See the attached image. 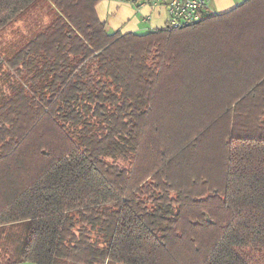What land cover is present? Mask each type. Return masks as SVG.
<instances>
[{
  "label": "trees",
  "instance_id": "1",
  "mask_svg": "<svg viewBox=\"0 0 264 264\" xmlns=\"http://www.w3.org/2000/svg\"><path fill=\"white\" fill-rule=\"evenodd\" d=\"M44 1L0 52V230L29 225L0 264H264V0L145 33Z\"/></svg>",
  "mask_w": 264,
  "mask_h": 264
},
{
  "label": "rangeland",
  "instance_id": "2",
  "mask_svg": "<svg viewBox=\"0 0 264 264\" xmlns=\"http://www.w3.org/2000/svg\"><path fill=\"white\" fill-rule=\"evenodd\" d=\"M52 14L51 8L49 9V5L44 0H36L34 4H31L12 21L0 28V52L9 53L18 48L27 37L29 38L31 30L35 29L36 24L38 26L41 22H43L42 24L46 23ZM16 73V70L2 65L0 68V93L9 92L13 81H15L10 76L13 75L18 80ZM28 232L29 225L27 222L12 224L0 230V261L14 249L23 247Z\"/></svg>",
  "mask_w": 264,
  "mask_h": 264
},
{
  "label": "crops",
  "instance_id": "3",
  "mask_svg": "<svg viewBox=\"0 0 264 264\" xmlns=\"http://www.w3.org/2000/svg\"><path fill=\"white\" fill-rule=\"evenodd\" d=\"M242 1L209 0L206 11L208 14L223 13ZM95 11L99 20L110 32L145 33L152 29L164 28L168 19L164 5L153 4L151 0H98ZM16 76L21 75L16 74ZM10 77L16 80L13 75ZM22 264H30V262Z\"/></svg>",
  "mask_w": 264,
  "mask_h": 264
},
{
  "label": "built area",
  "instance_id": "4",
  "mask_svg": "<svg viewBox=\"0 0 264 264\" xmlns=\"http://www.w3.org/2000/svg\"><path fill=\"white\" fill-rule=\"evenodd\" d=\"M161 3L167 11L166 26L169 28L189 25L202 20L207 13L209 0H151Z\"/></svg>",
  "mask_w": 264,
  "mask_h": 264
}]
</instances>
